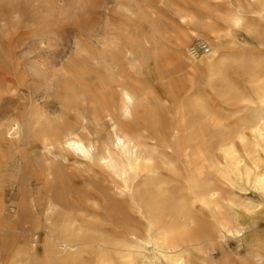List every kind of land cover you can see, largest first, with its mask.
I'll return each mask as SVG.
<instances>
[{
    "label": "bare ground",
    "instance_id": "6f19581e",
    "mask_svg": "<svg viewBox=\"0 0 264 264\" xmlns=\"http://www.w3.org/2000/svg\"><path fill=\"white\" fill-rule=\"evenodd\" d=\"M134 1L61 66L57 115L0 124V166L24 136L39 149L17 167L22 214L35 167L46 178L41 254L37 226L15 211L6 228L27 238L10 264H264V0ZM70 157L103 176L79 200Z\"/></svg>",
    "mask_w": 264,
    "mask_h": 264
},
{
    "label": "rangeland",
    "instance_id": "374dc122",
    "mask_svg": "<svg viewBox=\"0 0 264 264\" xmlns=\"http://www.w3.org/2000/svg\"><path fill=\"white\" fill-rule=\"evenodd\" d=\"M55 1L58 7H62L61 11H52L39 2L25 5L24 0H0V124H7L14 116L22 117L35 111L57 115L61 108L58 88L61 66L75 57L77 49L95 46L110 26L125 23L124 17L117 14L116 6L123 0H87L95 5L91 12L77 8V0ZM141 1L134 2L141 4ZM161 16L164 23L171 19L169 12ZM141 23L145 28L144 22ZM204 95L209 104H219L223 108L222 100L210 90ZM8 146V161L0 166L3 192L0 200V264H10L18 244L27 238L26 233L6 228L8 214L20 212L22 191L17 167L40 157L36 142L28 137ZM62 169L72 179L74 200H79L103 181L97 168L78 164L71 157ZM30 175L31 185L27 188L26 198L31 202V208L19 214L37 226V249L41 254L47 206L45 169L35 167ZM102 218L90 214L87 220L93 222ZM21 229L25 230L26 226ZM227 246L229 251L234 250L232 242Z\"/></svg>",
    "mask_w": 264,
    "mask_h": 264
}]
</instances>
